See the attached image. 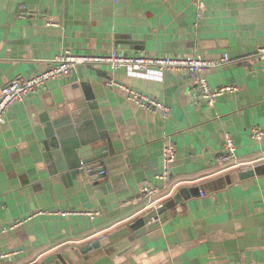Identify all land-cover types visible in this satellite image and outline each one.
I'll list each match as a JSON object with an SVG mask.
<instances>
[{
    "label": "crops",
    "instance_id": "1",
    "mask_svg": "<svg viewBox=\"0 0 264 264\" xmlns=\"http://www.w3.org/2000/svg\"><path fill=\"white\" fill-rule=\"evenodd\" d=\"M23 11L34 15L22 17ZM262 44L264 0H0V86L48 67L68 47L209 58L228 53L230 61L203 75L212 87H236L210 104L195 101V81L177 71L79 64L11 105L0 124V248L18 252L0 264H38L51 253L84 247L176 195L180 200L142 232L94 247L70 264H264V135H251L252 127L264 128V58L252 56ZM112 79L164 100L170 115L130 101L108 84ZM84 81L110 135L109 154L98 178L85 172L71 183L43 151L35 119L45 96L62 95L65 87L73 94ZM227 133L236 159L249 162L246 169L219 164ZM170 141L177 155L164 179L163 147ZM250 168L254 175L240 177ZM145 184L162 197L146 211L139 203ZM82 208L100 215L50 212Z\"/></svg>",
    "mask_w": 264,
    "mask_h": 264
},
{
    "label": "built area",
    "instance_id": "2",
    "mask_svg": "<svg viewBox=\"0 0 264 264\" xmlns=\"http://www.w3.org/2000/svg\"><path fill=\"white\" fill-rule=\"evenodd\" d=\"M117 1V0H115ZM22 17L26 15H34L30 11L20 13ZM252 56L264 58V44L260 45ZM231 60L228 53L216 58H209L202 54L195 55H149L143 53H125L117 49H113L108 53H76L68 47L60 49L53 57L50 65L32 76L18 75L8 82L0 86V124L5 121V114L8 108L16 102L23 101L29 94L46 87L47 83L55 78L68 76L73 67L79 64H110L112 67L127 66L135 71H150L152 69L164 71L173 70L187 75L191 80L195 81L197 92L193 95L195 101L206 100L210 104H214L217 96L226 91L236 90L235 85H224L220 87H212L207 78L203 75L205 70L216 67L224 62ZM111 86H119L127 93L130 101L149 111H161L164 117L171 113V107L164 100L151 95L140 89L122 84L115 79L108 82ZM252 137L260 139L264 135V128L254 126L251 129ZM237 147L234 137L227 133L224 145V152L219 156L218 161L221 165L239 166L246 169L249 162L239 161L236 159ZM177 155L176 146L170 141L163 147L162 165L164 167L161 178L170 177V164L175 160ZM259 159V158H258ZM157 189L151 185L145 184L140 191V199L147 198L149 202L144 209L152 207L160 198H156ZM41 211L33 212L25 215L23 218H17L11 227L23 224ZM59 215L66 216L68 214H84L94 219L100 215L99 209H71V210H53ZM1 232V230H0ZM105 237V236H103ZM102 237V238H103ZM18 252V250L4 251L0 248V259L10 257Z\"/></svg>",
    "mask_w": 264,
    "mask_h": 264
},
{
    "label": "water",
    "instance_id": "3",
    "mask_svg": "<svg viewBox=\"0 0 264 264\" xmlns=\"http://www.w3.org/2000/svg\"><path fill=\"white\" fill-rule=\"evenodd\" d=\"M73 94L70 87L62 89L61 94L51 93L44 98L45 107L35 119L37 134L46 156L53 162L55 172L70 182L79 175L88 172L98 178L103 171V158L109 154L110 135L106 131L94 94L90 93L89 82H82ZM254 169L240 172V177L254 175ZM179 195L164 201L141 214L111 233L84 247L63 249L51 253L38 264H70L71 260L82 258L85 251L94 247L115 243L116 240L131 231L142 232L146 223L158 214L168 210L179 201Z\"/></svg>",
    "mask_w": 264,
    "mask_h": 264
},
{
    "label": "trees",
    "instance_id": "4",
    "mask_svg": "<svg viewBox=\"0 0 264 264\" xmlns=\"http://www.w3.org/2000/svg\"><path fill=\"white\" fill-rule=\"evenodd\" d=\"M262 155V154H261ZM261 155H259V156H261ZM260 159H262V158H260ZM173 181H174V179L172 178V179H170V184H172L173 183ZM158 195H161V193H159V191H158V193H157ZM157 194H156V196H157ZM149 202V199H147V198H144V199H142L139 203H141V206H146V204ZM134 206H138V205H134ZM142 208V207H141ZM150 208H152V207H150ZM150 208H148V209H150ZM143 209V208H142ZM148 209H145V211L146 210H148ZM144 210V209H143ZM69 246V245H68Z\"/></svg>",
    "mask_w": 264,
    "mask_h": 264
},
{
    "label": "rangeland",
    "instance_id": "5",
    "mask_svg": "<svg viewBox=\"0 0 264 264\" xmlns=\"http://www.w3.org/2000/svg\"><path fill=\"white\" fill-rule=\"evenodd\" d=\"M246 165H248V164H246Z\"/></svg>",
    "mask_w": 264,
    "mask_h": 264
}]
</instances>
